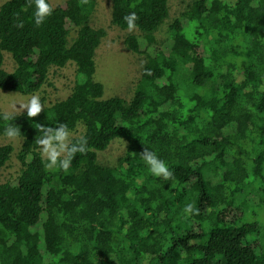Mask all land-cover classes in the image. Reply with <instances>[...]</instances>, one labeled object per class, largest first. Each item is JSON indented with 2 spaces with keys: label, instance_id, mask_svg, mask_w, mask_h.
<instances>
[{
  "label": "trees",
  "instance_id": "obj_1",
  "mask_svg": "<svg viewBox=\"0 0 264 264\" xmlns=\"http://www.w3.org/2000/svg\"><path fill=\"white\" fill-rule=\"evenodd\" d=\"M45 2L39 25L34 0L0 6V90L35 94L68 64L77 76L34 117L0 110V136L22 139L20 172L0 183V264H264V0H193L163 41L169 0H111L120 29L135 13L139 34L123 43L146 58L130 101L105 98L95 79L107 36L91 26L97 0ZM79 126L65 158L44 157L42 139ZM115 140L125 155L101 164ZM145 149L170 177L152 175ZM14 150L0 145V172ZM250 208L260 223L245 220Z\"/></svg>",
  "mask_w": 264,
  "mask_h": 264
},
{
  "label": "rangeland",
  "instance_id": "obj_2",
  "mask_svg": "<svg viewBox=\"0 0 264 264\" xmlns=\"http://www.w3.org/2000/svg\"><path fill=\"white\" fill-rule=\"evenodd\" d=\"M66 0H49L52 6L61 4ZM193 0H169V17L165 24L161 26L156 34L158 41H163L170 36V24L181 17L183 12ZM5 0H0V6ZM112 3L111 0H97L96 9L91 18V26L95 28L103 27L107 30V36L100 42L96 52V74L95 79L101 82L105 87V98L119 96L127 101L134 97L136 86L142 77L145 56L133 53L128 50L123 43L127 35L131 33L139 34L137 30H122L111 23ZM4 68L12 71L15 63L11 54L4 53ZM76 66L68 64L64 68H52L50 70L47 84L40 92L32 95L21 93L5 92L0 90V110L6 113H21L27 111L22 107L28 101L36 96L39 98L41 108L49 107L58 100L65 99L72 91L76 81ZM83 133V127L79 126L76 132L68 133L63 141H50L51 145L56 146L57 156L65 158L66 146L73 137L80 136ZM64 148L59 147L60 144ZM11 144L14 147V153L5 168L0 172V183L7 182L17 177L20 172L21 164L18 160V154L21 150L22 139L18 137L0 136V145ZM127 143L123 140H115L110 147L99 153V162L106 166L117 167L119 159L125 155ZM44 157L48 154L44 151V145L41 149ZM260 182L256 186L258 189ZM252 194V191L247 192ZM256 214V217L252 216ZM251 215V219H248ZM258 213L250 208L245 220L259 221ZM264 218L261 223L263 224ZM264 228V226H263ZM262 243H264V230L261 231Z\"/></svg>",
  "mask_w": 264,
  "mask_h": 264
},
{
  "label": "clouds",
  "instance_id": "obj_3",
  "mask_svg": "<svg viewBox=\"0 0 264 264\" xmlns=\"http://www.w3.org/2000/svg\"><path fill=\"white\" fill-rule=\"evenodd\" d=\"M35 3V11L33 13L35 23L37 25L41 24L44 19L51 14V8L48 3L45 2V0H34ZM124 19L127 21V26L129 30H132L135 27L134 20L136 19L135 13H130L129 15L125 16ZM22 107L27 109V115L29 117L36 116L41 111V104L39 102V98L36 96H33L27 104L22 105ZM5 120L9 119L7 115L3 117ZM18 130L12 127H8L5 130V134L9 137L17 135ZM67 135V133L64 131L63 127L56 130L54 134L51 136H48L45 139H42L40 141L41 144L44 145V151L48 154L49 160L52 164L56 163V157L59 154L56 151V146L51 145L50 141H63L64 137ZM61 149L64 148V145L61 143L59 145ZM81 150H83L81 148ZM71 151H75V148L71 149ZM143 160L144 162L149 166V171L154 176H163L164 178H168L171 176V172L169 171L167 165L164 163L163 160H160L157 158V156L148 151L144 150L143 152ZM68 161L64 160L60 162V167L62 169H67L68 167ZM185 213H191L193 212V207L191 204H187L184 208Z\"/></svg>",
  "mask_w": 264,
  "mask_h": 264
}]
</instances>
